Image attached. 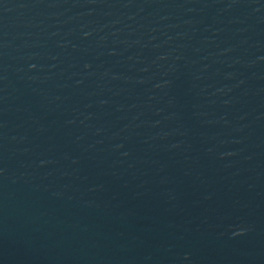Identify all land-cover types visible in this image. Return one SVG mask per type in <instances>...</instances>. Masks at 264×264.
I'll use <instances>...</instances> for the list:
<instances>
[{"label":"water","instance_id":"obj_1","mask_svg":"<svg viewBox=\"0 0 264 264\" xmlns=\"http://www.w3.org/2000/svg\"><path fill=\"white\" fill-rule=\"evenodd\" d=\"M0 264H264V0H0Z\"/></svg>","mask_w":264,"mask_h":264}]
</instances>
